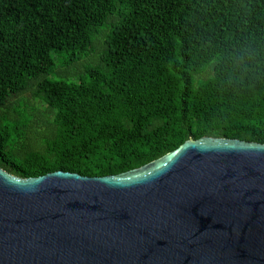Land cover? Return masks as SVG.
<instances>
[{"label": "trees", "instance_id": "trees-1", "mask_svg": "<svg viewBox=\"0 0 264 264\" xmlns=\"http://www.w3.org/2000/svg\"><path fill=\"white\" fill-rule=\"evenodd\" d=\"M205 136L264 143V0H0V167L120 174Z\"/></svg>", "mask_w": 264, "mask_h": 264}, {"label": "water", "instance_id": "water-1", "mask_svg": "<svg viewBox=\"0 0 264 264\" xmlns=\"http://www.w3.org/2000/svg\"><path fill=\"white\" fill-rule=\"evenodd\" d=\"M0 264H264V143L189 139L106 176L0 167Z\"/></svg>", "mask_w": 264, "mask_h": 264}]
</instances>
